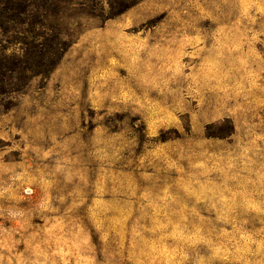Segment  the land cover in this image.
Returning a JSON list of instances; mask_svg holds the SVG:
<instances>
[{"label": "rangeland", "instance_id": "374dc122", "mask_svg": "<svg viewBox=\"0 0 264 264\" xmlns=\"http://www.w3.org/2000/svg\"><path fill=\"white\" fill-rule=\"evenodd\" d=\"M64 4L0 91V264H264V0Z\"/></svg>", "mask_w": 264, "mask_h": 264}, {"label": "trees", "instance_id": "16d2710c", "mask_svg": "<svg viewBox=\"0 0 264 264\" xmlns=\"http://www.w3.org/2000/svg\"><path fill=\"white\" fill-rule=\"evenodd\" d=\"M67 9L64 0H0V91L20 92L55 67Z\"/></svg>", "mask_w": 264, "mask_h": 264}]
</instances>
